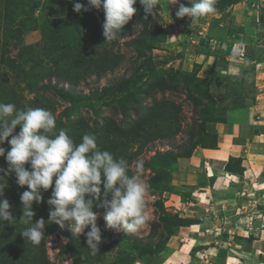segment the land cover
I'll return each instance as SVG.
<instances>
[{"label":"rangeland","instance_id":"1","mask_svg":"<svg viewBox=\"0 0 264 264\" xmlns=\"http://www.w3.org/2000/svg\"><path fill=\"white\" fill-rule=\"evenodd\" d=\"M223 1L227 2V5L222 8ZM234 1L217 0L215 13L191 19L187 16L177 18L175 15L180 4L191 7L190 0H179L176 5H169V0H161L157 12L150 20L149 30L161 33L158 46L152 52L153 61L158 63V66L153 75L147 74L140 80L147 81L144 87L146 93L141 94L140 106L135 108L131 105L127 112L130 117L137 120L153 111L154 120L147 126H150L149 131L156 137L150 141L151 138L146 137L141 142L130 144L128 154L138 149L140 144H144L141 152L131 161V170L135 173L136 163L142 162L141 175L146 182L154 174L146 163L156 153L179 154L181 150L188 148L192 136L197 137L206 129L209 145L215 146L216 139L218 148L225 147L229 151L231 156L229 171L237 175L234 176L225 169L229 157L225 159L222 156L215 169L212 164L207 165L204 162L199 164L196 160L195 165L187 162L179 164L178 170H173L172 183L175 188L172 192L149 190L145 197L148 219L136 232L125 233L130 238L128 243L132 244V239L148 241L152 224L159 221L161 214V209L156 204L157 200H161L168 211L178 213L182 218L191 219L194 224L190 228H179L163 250L147 262L148 264L238 263V259H234L233 256L243 257V261L245 259L238 264H257V261L253 260L256 256L253 239L259 238L261 232L253 229L247 233V230L243 229L250 221L248 218L250 215L256 225L263 219L264 197L258 195L257 191L248 194L252 193V190L264 188V126L260 124L261 120L252 118V112L258 111L255 108L257 101L252 100L256 94L258 95V89L247 93L244 84L250 88L252 81H255L256 87V77L254 80V72L257 74L256 64L264 61V0ZM251 14L255 17L246 21V16ZM141 29L140 26H136L134 35L141 32ZM131 37L133 35L120 39L121 45L116 51L121 54V62L114 70H110L102 77L88 76L75 85L60 82L61 85L86 94L94 89L98 90V95L94 99L99 103L101 116L111 118L117 123H121L125 116L118 103L113 101L115 97L104 94L102 89L118 81H126L134 73V64L136 66L139 64L137 51L123 44ZM40 38L39 31L25 35L27 43H34ZM239 41L245 43V48L233 55ZM172 55L173 59L167 64L161 63ZM193 69L208 83L209 93L216 102L220 114H215L207 106L208 102L203 94L206 88L193 89V96L183 89L182 81L186 79L182 74ZM157 82L165 86L153 88ZM226 82L232 84V88L221 90L219 83L224 85ZM174 86L176 88L171 90ZM48 97L58 103V112L70 105L69 101L60 97L53 95ZM79 115L89 120V123L96 118V114L89 108H82ZM214 116L226 118L227 123L213 121L207 126L202 124L205 119ZM238 123L239 131L232 133V126ZM230 134H233V137ZM214 135H218L217 138H211ZM220 142L229 146H219ZM200 148L202 147L197 146L195 151ZM119 158H123V155ZM250 162L258 165L259 172L247 171ZM254 174L260 176L258 181L252 183L251 178ZM210 175L211 181H206ZM252 207L255 208V217L252 214ZM97 213L96 223L99 228L104 223L109 231L122 232L107 225L104 219L105 212ZM235 225H239L240 228H236ZM90 230L91 225L87 226L84 232ZM84 232L79 236L74 234L82 239ZM194 232L195 237L191 239ZM261 234L262 242L259 241L256 245L264 248V227ZM158 239L156 236L152 241L156 242ZM60 241H68L60 231L48 237L46 250L49 260L56 264H74L72 253L61 254L58 246ZM122 243L121 248L126 247L127 242ZM119 244L120 241L115 238L112 242V251L96 260L95 264H112L120 248ZM172 253L174 254L168 258ZM93 256L91 253L88 254L89 259ZM147 263L136 258L132 264Z\"/></svg>","mask_w":264,"mask_h":264},{"label":"trees","instance_id":"2","mask_svg":"<svg viewBox=\"0 0 264 264\" xmlns=\"http://www.w3.org/2000/svg\"><path fill=\"white\" fill-rule=\"evenodd\" d=\"M238 1L240 0L234 2ZM76 2L88 6L87 0H0V103H12L21 110L28 107L47 109L56 118L55 131L57 133L60 129L67 130L77 144L82 142V137L85 134H94L97 137L100 150L109 151L117 159L123 155L130 166L134 156H137L144 146V144H140L138 149L128 154L130 144H134L136 141L141 142L146 137L151 138L149 141L156 137L153 136V132L149 131L150 126H147L154 120L153 111L135 120L130 117L127 109L131 108V105L135 108L140 106L141 94L146 93L144 87L147 82L140 80L147 74L153 75L157 69L158 63L153 61L152 52L158 46L161 33L159 31L155 33L153 29L149 30L152 16L149 15L145 19L143 6L137 0L134 5L137 13L123 27L120 36L118 35L115 40L106 41L102 27L105 21L103 9L90 8L87 12L82 10L77 13L73 10ZM221 5L223 8L227 2L223 1ZM136 26H140L142 29L141 32L134 35ZM34 31H39L41 38L34 43H27L25 35ZM132 35L133 37L125 40L123 44L137 51L139 64L137 66L134 64V73L126 81H118L102 89L104 94L115 97L113 101L118 103L125 116L121 123H117L111 118L101 116L99 103L94 99L98 95V90L94 89L86 94L77 92L72 87L61 85L60 82L64 81L75 85L79 81H84L88 76L102 77L110 70H114L121 62V54L116 51L121 45L120 39ZM173 57L174 55L161 63L167 64ZM184 72L185 74L182 76L186 81H182L183 89L193 96V89L206 88L203 90V94L208 102L207 106L215 114H220L216 102L209 93L206 80L199 77L195 69ZM254 75L255 80L256 72ZM161 86L165 85L157 82L152 87L160 88ZM219 86L221 90L232 88V84L229 82L224 85L219 83ZM251 86L248 88L247 84H244L247 93L250 90L257 91L255 81H252ZM173 88L176 86L171 87V90ZM48 95L67 100L70 105L58 112V103L52 101ZM256 97L257 94L252 100L255 101ZM82 108H89L96 114L92 123L79 115ZM213 121L227 123L226 118L214 116L205 119L202 124L207 126ZM19 131L20 126H17L13 134H17ZM217 136L214 135L211 138H217ZM208 143V133L205 129L197 137L193 138L192 136L188 148L181 150L179 154L156 153L146 163L154 171V174L146 180L149 190L172 192L175 188L172 183L173 170H178L179 159L190 158L197 146L218 148L216 139L215 146ZM2 146L6 150L10 149L7 141ZM230 158L231 156H229L225 169L227 172L237 175L233 171H229ZM7 167L5 158L0 157V168L6 169ZM25 167L30 170V165ZM244 170L242 171L244 172ZM128 174H133L130 167ZM6 181L4 197H0V199L6 198L9 201L10 212L14 219L11 223L0 220V264H56L48 258L46 242L48 237L57 231L68 238L67 242L60 241L58 243L61 254L72 253L74 264H95L96 260H100L112 251V242L115 238H118L121 245L119 244L120 248L112 264H132L136 258L147 263L163 250L179 228L194 224L193 220L182 218L178 213L168 211L161 200H157L156 204L161 209V214L159 221L152 224L148 241L132 239V244L128 243L130 241L128 235L124 232L113 233L102 223L100 225L102 243L99 245V253L89 259L88 254L91 252L86 244L88 231H85L82 239H79L67 222L64 228H60L55 223H47L50 209L47 200L51 196V188L47 191L42 190L43 202L33 203L35 212L33 223L40 218L46 222L43 240L39 245H34L25 239L21 232L29 225L20 221L23 216L20 195L28 189L27 186L20 187L16 183L15 173L6 177ZM101 188L103 190L102 185ZM93 210L105 212L104 209L98 207H94ZM156 236L159 238L158 241H152V238ZM121 241L127 242L126 247L121 248L123 246Z\"/></svg>","mask_w":264,"mask_h":264},{"label":"clouds","instance_id":"3","mask_svg":"<svg viewBox=\"0 0 264 264\" xmlns=\"http://www.w3.org/2000/svg\"><path fill=\"white\" fill-rule=\"evenodd\" d=\"M161 0H139L145 19L154 16ZM179 0H169V5ZM88 6L76 2L73 10L80 13L90 8L103 9L102 25L106 41L120 36L123 27L137 13V0H87ZM191 7L179 5L175 15L201 18L216 12L217 0H190ZM245 48L239 41L233 55ZM17 126L20 131L13 134ZM56 129L54 114L44 108L17 109L12 103H0V157L8 167L0 168V197L7 187L6 177L15 173L16 183L27 186L20 195L23 216L20 221L29 225L21 234L34 245L44 238L45 220L33 223V203L43 202L42 190L52 189L47 204L50 206L47 223L64 228L67 222L78 236L86 233V244L92 255L99 253L102 243L101 229L97 226L98 213L94 207L105 210L107 225L124 233H134L147 221L145 197L149 185L142 178L143 164L136 163L135 173L129 175V164L124 158H115L107 150H100L97 137L85 134L82 142L75 143L67 130ZM11 137V139H9ZM5 141L10 145L6 150ZM30 165V170L26 168ZM55 178V179H54ZM103 186V190L101 188ZM110 197V198H109ZM9 201L0 199V220L14 219Z\"/></svg>","mask_w":264,"mask_h":264},{"label":"crops","instance_id":"4","mask_svg":"<svg viewBox=\"0 0 264 264\" xmlns=\"http://www.w3.org/2000/svg\"><path fill=\"white\" fill-rule=\"evenodd\" d=\"M251 17H255V16H253V14H251L250 16H246V19L245 20L247 21ZM256 70H257V74H256V87L258 89V95H257V99H256L257 104H256V107L255 108L258 111L252 112V118H253V120H257V119L258 120H261L262 123H260V124H262L264 126V61L257 62V64H256ZM238 127L240 128V124L239 123L238 124H234L232 126V133L238 132L239 131ZM230 136L233 137V134H230ZM221 145H225L226 146L227 144H225V143L223 144V142L222 143L220 142L219 146H221ZM227 146H229V145H227ZM231 150H233V149H231ZM229 155H230V153H229V151L225 147L224 148L219 147V148H215V149H211V148H200V149H197L190 158H180L179 159V164H185V163L188 162L190 164L195 165L196 164V160H198L199 161V164L200 163L203 164V162H204V164H207V165H209V164L211 165L212 164L214 166V169H215L216 168V165L221 162L220 161L221 158L224 157L225 159H228ZM193 165H191V166H193ZM257 167H258L257 164H255L253 162L252 163L250 162V166H249V169L247 171H251V172H254V173L255 172H259V170H257ZM259 176L260 175H258V174L257 175L254 174L253 177L251 178V182L254 183V182L258 181ZM236 178H237V176H236ZM245 179L247 180V177H245ZM206 181H211V175H210V177H207L206 178ZM256 191H257V194L258 195L261 194L264 197V188L263 189L252 190V193H249L248 195L254 194V193H256ZM254 197H255V195H254ZM251 210H252L253 217H255V208L252 207ZM262 217H263V219H261L259 221V223H257L258 225H256V223L253 221L254 219L250 215L248 217L250 219V221L246 224V226L244 227L245 229H243V230H247L246 232L247 233H250L249 230L258 229L262 233L263 232V227H264V212L262 213ZM235 227L236 228H240L239 225H235ZM183 228H190V226H185ZM261 233H259V238L253 239L254 247H256V250H255L256 256L253 257V260L255 259V261H257V264H264V248L262 246H259V245L257 246L256 245L257 242H259V241L262 242V239H263L262 236L263 235ZM195 234H196L195 232L192 233L191 239H194ZM256 236H257V234H256ZM173 254L174 253L170 254L168 256V258L171 255H173ZM233 258L236 259V260L238 259L239 262H242L243 261V257H238L237 258L236 256H233ZM244 261H245V259H244ZM238 263H231V264H238Z\"/></svg>","mask_w":264,"mask_h":264}]
</instances>
